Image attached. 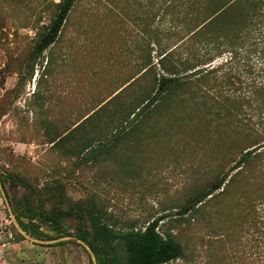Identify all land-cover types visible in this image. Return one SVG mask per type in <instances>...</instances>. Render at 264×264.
Masks as SVG:
<instances>
[{"label":"rangeland","instance_id":"obj_1","mask_svg":"<svg viewBox=\"0 0 264 264\" xmlns=\"http://www.w3.org/2000/svg\"><path fill=\"white\" fill-rule=\"evenodd\" d=\"M59 1L0 0V175L15 209L27 200L34 207L42 202L47 212L70 209L75 214H68L64 224L74 238L78 227L89 228L75 205L83 213L94 205L120 230L162 218L159 232L172 235L183 249V256L169 264H232L239 233L228 230V222L217 226L209 219V199L180 214L188 198L215 178L219 157L227 151L221 144V154L213 152L209 115L188 123V115L179 114L181 126L149 127L89 163L50 144L140 77L149 55L158 68L159 46L168 43L170 49L175 43L164 38L171 22L160 0H80L55 43L38 54L36 39ZM138 80L146 83L145 77ZM130 91L125 89L124 96ZM196 101L204 99L199 95ZM84 127L85 138L103 130ZM112 130H104L110 134L105 141ZM41 228L56 235L45 224ZM32 239L18 232L0 194V264H93L77 238L54 244L45 242L59 238Z\"/></svg>","mask_w":264,"mask_h":264},{"label":"trees","instance_id":"obj_2","mask_svg":"<svg viewBox=\"0 0 264 264\" xmlns=\"http://www.w3.org/2000/svg\"><path fill=\"white\" fill-rule=\"evenodd\" d=\"M79 1L53 4L46 30L36 39V53L55 43ZM160 9L171 22L164 38L167 42L173 38L175 43L170 49L168 43L159 46L158 68L149 55L140 77L50 144L65 156L89 163L109 155L124 140L138 138L149 127L157 131L181 126L179 114L188 115V123L209 115L213 152L221 154V144L227 151L219 157L215 178L188 198L180 214L198 209L209 199V219L217 226L228 222V230L239 233L231 263L264 264V0H160ZM141 77L146 80L143 86L138 83ZM130 88V95L124 96ZM199 95L203 102L196 101ZM153 117L162 120L153 121ZM86 124L101 125L103 130L85 138L88 132L81 133ZM107 128L115 133L105 141L110 135H104ZM0 179L23 233L34 239L72 236L64 223L73 211L56 207L47 212L42 202L34 207L28 200L18 201L16 210L5 188L6 179L2 175ZM74 207L89 227H78L74 236L92 250L97 264H169L183 256L180 243L159 232L162 218L140 229L120 230L105 222L94 205L84 213ZM44 224L56 235L45 234Z\"/></svg>","mask_w":264,"mask_h":264},{"label":"water","instance_id":"obj_3","mask_svg":"<svg viewBox=\"0 0 264 264\" xmlns=\"http://www.w3.org/2000/svg\"><path fill=\"white\" fill-rule=\"evenodd\" d=\"M0 194L3 198V201L7 207V211H8V214H9V217L11 219V221H13V224L15 225V227L17 228L18 232L23 234L27 239H30L31 241H35L33 240L32 238H30L29 236L25 235L23 233V231L21 230V228L19 227L15 217H14V214H13V211H12V208H11V205L9 203V200L5 194V190L3 189V186H2V183H1V179H0ZM69 239H76L74 237H71V236H67V237H61L59 239H55V240H52L50 242H45L47 244H54V243H57V242H60V241H64V240H69ZM90 252L91 254V257H92V261H93V264H97V261H96V258H95V255L94 253L92 252V250L87 246V244H85L84 242L80 241Z\"/></svg>","mask_w":264,"mask_h":264}]
</instances>
